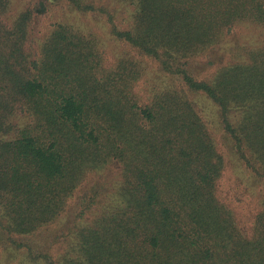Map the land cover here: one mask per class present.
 Listing matches in <instances>:
<instances>
[{
  "label": "trees",
  "instance_id": "1",
  "mask_svg": "<svg viewBox=\"0 0 264 264\" xmlns=\"http://www.w3.org/2000/svg\"><path fill=\"white\" fill-rule=\"evenodd\" d=\"M13 2L0 0V253L28 264H264V0ZM51 7L95 17L125 51L112 56L70 22L35 41ZM248 28L258 38L234 42ZM211 50L230 59L194 72ZM231 161L261 195L247 228L218 196ZM109 168L115 195L104 201L97 180ZM51 225L61 249L37 252L26 237Z\"/></svg>",
  "mask_w": 264,
  "mask_h": 264
},
{
  "label": "rangeland",
  "instance_id": "2",
  "mask_svg": "<svg viewBox=\"0 0 264 264\" xmlns=\"http://www.w3.org/2000/svg\"><path fill=\"white\" fill-rule=\"evenodd\" d=\"M19 2H21L22 6L23 3L27 2V0H14L13 7L19 4ZM59 21L73 23L84 31H92L96 36H98L102 40L103 46L112 56L122 55V53L125 51L123 44L117 43L116 41L112 40L110 35L108 34L107 29H105L102 22H100L98 19H96L95 17L79 16L76 14H72L69 10L67 11L62 7H51V9L48 10L46 14H43L38 18L34 27L35 33L33 34V39L38 42L45 35V33H48L51 24ZM256 31L258 30L252 28L242 30V32L250 33L249 38L246 39L238 33L234 42H251L252 39L256 40L258 38V33ZM229 45H231V43H229ZM229 48L230 46L224 47V49L227 50H229ZM223 52H216L214 50H211L205 53V55L193 62L194 72L199 73V75H204V73H210L212 70L215 69L216 66L227 62L230 59V55L224 54L227 52ZM154 70L155 67L149 64L147 75H145L144 78L140 81V83L142 84V89L137 90V93L143 99L148 96V93L150 92L149 90L152 87V77L156 75L154 72L151 71ZM157 82H160L159 78L157 79ZM199 100L202 102L205 110L208 111V101H206L208 105L207 106L206 102H204V99L199 98ZM229 163L230 169H227L224 172L218 189V196L233 211L240 227L247 228V226H249L250 224L252 214L259 207L261 195L258 196L259 189L256 187L258 186L257 182L248 181L244 175H242V178H235L237 177L236 174L240 171L236 169L232 161ZM104 173L106 174L103 177V181L100 179L96 180L98 181V183L102 182L103 185L105 184V190H108V192L106 193V195L104 194L103 199H105L104 201H107L109 200V197L111 198L112 195H115L112 194L114 191L112 189H114L113 182H115L116 180V173L115 171H113L112 168L104 170L103 174ZM96 178L98 177L96 176ZM92 181L94 180L90 178L88 181L83 182L81 187H79L78 192L76 194L77 203H73V208L75 206H78L80 196L84 195L85 193L89 194L92 191L90 189ZM109 190H112V192L110 193ZM108 203L109 201L103 204ZM103 204H100L99 207L101 208ZM72 218L73 217L69 218V220H71ZM60 232L61 230L59 226L51 225L40 234L38 232L33 234L32 236L26 237V240L33 241V244L35 245L34 247L37 252L45 251V249H47L46 251H49L50 248H53L52 253H54L55 251L61 249L60 247L62 244L58 241V235H60ZM15 257L16 256H13V254L10 252H2L0 253V264H28L26 262L19 263V260H16Z\"/></svg>",
  "mask_w": 264,
  "mask_h": 264
}]
</instances>
